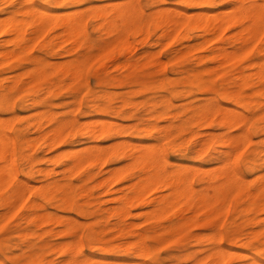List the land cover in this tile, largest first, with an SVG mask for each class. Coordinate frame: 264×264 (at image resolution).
Instances as JSON below:
<instances>
[{
	"label": "rangeland",
	"instance_id": "rangeland-1",
	"mask_svg": "<svg viewBox=\"0 0 264 264\" xmlns=\"http://www.w3.org/2000/svg\"><path fill=\"white\" fill-rule=\"evenodd\" d=\"M49 1L46 0L44 4ZM111 1L119 0H82L78 4L68 3L66 5L51 2L50 6L55 11L62 12L66 9L81 8V5L84 8L89 4L100 5L101 3L102 5ZM138 1L146 11L155 8L154 0ZM165 2L186 7L189 12L206 7H209L212 12L230 8L222 3L193 6L185 5L179 0H165ZM0 7V15L10 14L8 12L11 6L7 2L0 0ZM96 24L97 20L91 16L85 35L86 40L89 44L92 43L93 47L89 50L85 46L78 49L79 53L93 52L96 54L88 62V66H85L86 73L79 77H70L66 70L55 66L50 68L48 74L38 82L30 81L29 70L36 66L35 59L38 58L42 62L48 58L50 62L56 64L74 57L77 53L75 51L55 53L49 48H44V43L51 36L52 27L49 32L38 35L31 42L30 47L18 56L10 54L6 57L2 53L4 50L16 49L17 45L13 41L4 44L3 39L7 36H0V127L4 126L15 139L13 162L18 178L12 183L19 180L28 183L25 200L19 206L12 211L9 209L11 211L9 212L8 208L0 205V217L6 211L5 215L0 218V240L3 238L8 243L7 247L0 246V260L9 259L8 261H12V264L13 262L14 264H62L71 254L62 244L73 240L79 242L81 251L78 255H92L96 259L123 260L128 257V254L122 246H127L142 237L151 247L152 252L146 260L152 264H205L208 261L207 264H212L214 263L212 252L216 246V237L220 232L223 246L233 250V253L227 255L222 264H241L247 261L249 258L246 254L256 253L259 247L264 248V128H262L264 126V94L259 92V88L264 86V80L261 81L257 76L258 67L251 65L252 60L264 61V34L247 54L235 59L217 61L211 60L210 57L200 59V56L211 55L215 43L219 41L226 43L228 50L239 46L238 42L227 43V38H235L233 34L237 32V28H230L223 37L210 41L201 48L190 50L189 44L202 40V37H196V31H187L185 27H182L172 37L159 38L161 29H153L152 25L149 35L145 37L137 27L129 33V38L134 44L130 52L123 49L121 43H116L106 52H100L98 48L100 41L108 38L109 35L97 29ZM185 33L188 38L184 37ZM141 36H144L143 40ZM70 45L71 42L65 43V46ZM102 65L105 67L101 68ZM240 71L244 72L245 79L240 77ZM96 73L100 76V80L96 79ZM17 79H19L18 87L10 89ZM49 85L51 88L48 87ZM236 92L242 95L239 102L229 100V94ZM3 93H6L5 97ZM163 97H170L172 104L169 110L172 114L178 113L175 118L177 122L191 114L192 106L208 101L220 102L231 109L236 111L238 109L247 114L249 119L245 125L248 126L250 141L241 143L243 145H240L239 150L235 149L228 159L235 161L246 184L233 193L227 212L215 215L208 208L199 210L191 208L174 213L176 207L163 215L155 216L154 214L148 217L146 212L150 208L153 210L156 206L148 200L158 195V193L150 192L147 194L146 203H129L126 214H118L115 207L119 205V202L116 198L128 192L131 185L137 183L136 181L140 182L142 174L138 167L132 166L113 180L110 172L113 167L126 166L131 158H113L105 163L87 162L80 167H71L69 154L72 148L96 143L109 146L126 139L143 143L159 141L164 147L170 167L178 163L203 167L194 176V186L197 190L211 192L204 174L222 165L223 157L213 160L210 155L196 156L195 150L209 132L216 135L211 143L212 146L218 147L224 132L230 130L237 134L242 131L241 127L226 128L217 120L206 123L193 120L187 123V128L181 132L175 131L171 135L148 134L141 129L147 122L156 121L159 124L167 122L165 114L155 119V116L148 110V105L154 101L158 102V109H163ZM5 98L7 101L2 103ZM125 100L134 101L135 104L125 105ZM92 104H105L112 108L108 111L95 112L92 110L94 108ZM50 111L53 112L54 118L49 120L48 115L44 114L41 117L42 127L36 126L35 121L39 118L38 116L43 112L49 114ZM72 115H76L81 121L90 118L114 119L125 124V127L120 135L102 136L96 139L79 135V133H71L60 145L52 147L48 145L50 139L46 141L38 138L40 132L52 129L61 119ZM4 119L7 121L5 122ZM134 123L137 125H133ZM204 129L210 130L206 133ZM166 140L170 142L167 141V143ZM22 152L28 156L22 158ZM7 156L10 158V155L7 154ZM247 158H250L251 162H245ZM6 159L5 157V161ZM54 179L73 184L74 189L68 200H63L60 192L47 199L38 197L41 186L46 181ZM31 186L32 188H29ZM168 191L163 189L159 194ZM256 191L257 195H252ZM2 194L4 192H0V196ZM234 200L235 204H233ZM30 203L33 205L30 206ZM76 205L84 207L87 213H80ZM145 205L146 207L143 208ZM145 209L148 210L145 211ZM42 212L48 213V221L35 220L34 217ZM29 213L33 214L32 217L27 216ZM182 215H195L196 219L185 224L176 223L170 226L174 221L180 220ZM219 224L222 225L219 226ZM120 226L123 229H120ZM66 227L67 230L63 231L62 229ZM228 230H232L231 239L227 237ZM90 231L95 232L93 237H88ZM87 243L88 246H86ZM31 253H35L34 256L27 262H23L24 257ZM204 254L205 257L201 259V255Z\"/></svg>",
	"mask_w": 264,
	"mask_h": 264
},
{
	"label": "bare ground",
	"instance_id": "bare-ground-1",
	"mask_svg": "<svg viewBox=\"0 0 264 264\" xmlns=\"http://www.w3.org/2000/svg\"><path fill=\"white\" fill-rule=\"evenodd\" d=\"M4 1L11 6V10L8 12V14L9 13L10 14L7 16L0 15V36L3 35L7 36L3 39L4 44L9 41H13L17 45L16 49H12L9 51L4 50V52L2 51V53L6 57H8L10 54L14 56H18L22 54L25 49L30 47L31 42L35 38H37L38 35L43 34L46 31L49 32V29L51 27H52L51 36L49 40L44 43L43 45L44 48H49L53 50L55 53H60V52L71 53L74 51L77 52L74 57L69 58L65 61L60 60L61 62H58L56 64H54V62L53 63L50 62L47 57L45 58H47L48 60L45 59L42 60V62L38 60V58L35 59L36 66L29 70V77L31 82H38L42 77L48 74L50 68H53L55 66H59L63 70H66V72L70 75V77H79L86 73L87 69L85 68V66H88V62L96 54H93V52L79 53L78 49L85 46L89 50L90 48L93 47V44L92 43L89 44V42L85 38L88 28V20L91 16H93L95 20H97V24L95 27L100 31H105L109 35L108 38L100 41L98 47L100 52L108 51L116 43H121L122 48L127 49L130 52V49L131 50L133 49L134 44L133 41L130 40L129 38V33L132 30H135L137 27H139L140 31L144 34L145 37H147L150 33V28L153 25V29L159 28L162 30L160 31L161 34L159 38H163V37L167 38V36L172 37L175 34H177L182 27H185L187 31L189 30L196 31V37L198 38L202 37V40H197V42L193 44H189L188 48L190 50H193L195 48L196 49L201 48L206 43L213 40H217L220 37H223L224 33L230 28H237L238 29L237 32L233 34V37L235 38L232 39H230V37L227 38L228 39L227 43L238 42L239 46H237L234 49L228 50L227 46L225 45L226 43H222V41H219L215 43L213 47L214 50L211 55L206 54L200 56V59H203L205 57H210L211 60L222 61V60L235 59L241 57L242 55L247 54L249 50L253 47V45L258 41V39L264 34V24L260 22V15H261L260 6L262 0H179L181 3L185 5L207 6L210 4L222 3L230 7L229 9L227 8L222 10L218 9L213 12L210 11L209 7H206L198 11L189 12L186 7H182L177 4H167L165 0H154L155 8L150 11H146L138 0H122V1L119 0L113 2L111 1L110 3H106L102 5L100 2H99L100 5L89 4L84 8L78 7L73 10L66 9L62 12L55 11L50 6V3L51 2L62 3L63 5H66L68 3L78 4L82 0H50V1L48 0L49 2L46 4H44L46 0H19V1L4 0ZM28 5H32V7H28ZM129 5H133V6L129 7ZM245 5H247V7H245ZM0 11H1V7H0ZM249 17H252V22L244 23V21ZM144 36L143 37L141 36L142 40L144 39ZM184 37L188 38L187 33L184 34ZM67 42H71V45L65 46V43ZM33 49H35V47ZM157 63L159 64V62ZM251 65L258 67V69L256 70L257 76L261 81H263L264 61L252 60ZM93 66H95V64H93ZM102 67L105 66L102 65L101 68ZM95 77L96 79L100 80V76L98 75V73H96ZM240 77H243L245 79V74L243 71H240ZM18 80L19 79L15 80L14 85L10 86V89H15L18 87ZM243 85H247V84H243ZM249 85L252 86V84ZM48 87L51 88V85H49ZM259 92L264 94L263 85L259 88ZM2 95L3 97H5L6 93H3ZM241 97H242L241 93L236 92L229 94L228 99L231 101L239 102ZM6 101L7 100L5 98L2 103H5ZM125 101H126L125 105L135 104L134 101H127V100ZM162 102H164L163 109H158L157 108L158 102L154 101V102H150V104L148 105V110L152 113L153 116H155V119L156 117L165 114V118L167 122L164 124H159L156 121L147 122L141 129H144L148 134L162 133L164 135H171L175 131L181 132L187 128V123H190L193 120L202 123L217 120L222 126L226 128H231L233 126L241 127L242 131H240L237 134L232 133L230 130L224 132L223 137L220 139L218 147L212 146L211 144L214 137L216 136L212 132L208 133V131L211 128L208 131L204 129L206 130V133H208V135L202 141L199 140V142L201 141V143L199 144L200 146H198V148H196L195 150L197 152L196 156L210 155L213 160H218L221 159L222 157H223L222 159L224 160V163L223 162L221 163L222 165L220 166L218 165V167H215L213 170H210V172L208 173L206 172L204 174V178H206V181L211 189V192H209L208 190H202V191L197 190L194 186V176L200 170H202L203 168L202 166H201L202 168H200L191 165H182L178 163L176 166L170 167L169 161L165 154L164 147L162 143L159 141L155 143L154 142L143 143L139 141H133L132 139H126L121 142H114L111 145H109L108 143L109 146H105V145L102 146L96 143L91 145L89 144V146H87L88 144H86V146L84 145V147H80V148H72L69 154V159L71 160V167H75V168L80 167L87 162L105 163L109 159H113V158L130 157L131 160L126 166L123 167L121 165L122 168L120 166H118L120 168L113 167L112 172H110L111 179L113 180L115 178H118L120 175H122L127 169L131 168L132 166L138 167L140 169L139 172H141L142 174V179L140 182L136 181L137 183L131 185L128 192H124L121 196L116 198L119 202V205L115 207L116 212L118 214L125 215L127 212V205L129 203L132 202L146 203L147 194L150 192L158 193V195H155L153 198H150L148 200L152 204H156L153 210L151 208L150 210L145 209V211L148 210V212H146L148 217L154 216V214L155 216L163 215L169 211L174 210L176 207L177 208L174 210V213H176L177 211H184L185 209H191V208H196L197 210H199L200 208H208L211 210V213L215 215L220 214L222 212H227L228 206L230 204V199L233 193L237 190H240L241 187H243L246 184L245 183L246 180L240 174V171L237 165L235 164V161L234 160L231 161V159L230 160L228 159L233 155L235 149L236 151L239 150L240 145L242 146L244 143L250 141L248 126L245 125L249 119L247 114L241 112L238 109L237 111L231 109L225 106L224 104H221L220 102L208 101L192 106L191 114L188 117L179 120L180 122H177L175 118L178 113L172 114V112L169 110L172 104L170 97L169 98L163 97ZM92 105L94 107L92 110L95 112L108 111V109L112 108L105 104H92ZM44 114L46 116L48 115L47 117H49V120L54 118L52 111H50L49 114L43 112V114H40V116H38L39 118L35 121L36 122L35 125L38 126L39 128H41L43 125L41 117L44 116ZM133 125H137V123H134ZM124 127L125 124L114 119L110 120V119L90 118L86 121L83 120L81 121L76 117V115H72L71 117L61 119L58 122V124L52 129H49L46 132H40L38 138L45 139L46 141L50 139L48 145L52 147V146L60 145L65 140V138L71 133L72 134L79 133V135L86 137L88 136L90 138L96 139L102 136L120 135L123 132ZM249 127H251V125ZM262 128H264V126ZM171 138L173 139V136ZM168 140H166L165 142H167ZM224 147H226V149H224ZM14 149H15L14 137L8 132V130L4 126H1L0 127V192L1 193L4 192V194L0 196V205L8 208V210L10 209L11 211L15 209L17 206H19L22 202H24L26 195L25 193H27L26 190L28 189L27 186L28 183L26 181L19 180L14 184L12 183L13 180L18 178L16 166L13 162ZM7 154L10 155V158H8ZM26 156L28 155L25 154V152L21 153L22 158H25ZM5 157L7 158L6 161H5ZM245 162L249 163L251 162V159L247 158ZM70 171H72V169H70ZM130 183H132V181ZM29 188H32V186ZM73 189L74 186L73 184H71V182H62L58 179L48 180L41 186L39 196L38 194L37 196L43 199H47L50 196H54L55 194H57V192H60L61 198L66 201L71 197ZM163 189L169 191L166 193L159 194V192ZM34 191L35 189L33 190V192ZM252 195H257V191L254 192ZM233 204H235V200ZM32 205L33 203H30V206ZM76 206L80 213L82 214L87 213L84 207L80 205H76ZM145 207L146 205L143 206V208ZM136 208L138 209V207ZM10 210L9 212H11ZM5 212L4 214H2L1 217L5 215ZM32 215L33 214L29 213L27 216L32 217ZM129 216H131V214ZM34 218L35 220H40L41 222L43 221L45 222L48 221L49 215L47 212H42L39 215H36ZM194 219H196L195 215H190V216L182 215L180 217V220L174 221L170 226H174L176 225V223L185 224L189 221H193ZM221 225L219 224V226ZM120 229L123 228L120 226ZM62 230L63 231L67 230V227ZM223 232L225 234V229ZM94 234L95 232L90 231L88 237H93ZM232 234H233L232 230L227 231L228 238L231 239ZM81 242L83 244V241ZM78 243L79 242L77 240L76 241L73 240L63 244L61 243L62 246L63 247L66 246L71 253L70 257L67 260H65L62 264H72L74 257H76L78 253L81 251ZM0 246L3 248L7 247L8 246L7 241L3 240L2 238V240H0ZM86 246H88V243ZM122 249H124L128 254V257H126L123 260L96 259L92 255H84L83 256L84 260L81 261V264H144V262L147 261L146 258L152 252L151 247L148 245L145 238L142 237H140L138 240L134 241L133 243L127 246L124 247L122 246ZM164 250H166V248H164ZM257 250L258 251L256 253L246 254V257L249 258L247 260L249 264H261V261H264V256L261 255V253L264 252V248L261 249L259 247ZM232 253L233 250L226 249L223 246L222 234L219 232L216 237L215 249L212 252V255L214 256L213 259L214 263L212 264H222L226 256L227 255L229 256ZM34 254L35 253L26 255L24 257L23 262H27L28 260H30L31 257L34 256ZM201 256H202L201 259H203V256L205 257V254ZM198 258L200 259V256H198ZM0 264H2V260H0Z\"/></svg>",
	"mask_w": 264,
	"mask_h": 264
},
{
	"label": "snow or ice",
	"instance_id": "snow-or-ice-1",
	"mask_svg": "<svg viewBox=\"0 0 264 264\" xmlns=\"http://www.w3.org/2000/svg\"><path fill=\"white\" fill-rule=\"evenodd\" d=\"M133 5H129V7H131ZM227 6V5H225ZM28 7H32V5H28ZM81 7H83V5H81ZM245 7H247V5H245ZM260 22L262 24H264V0H262L261 6H260ZM252 22V17L247 18L244 23H251ZM240 26V25H238ZM261 255H264V252L261 253ZM84 260V257L82 255H77L76 257H74L72 264H81V261ZM2 264H12V261H8V260H3ZM144 264H152V262L150 261H145ZM242 264H249V262L245 261L242 262ZM261 264H264V261H261Z\"/></svg>",
	"mask_w": 264,
	"mask_h": 264
}]
</instances>
